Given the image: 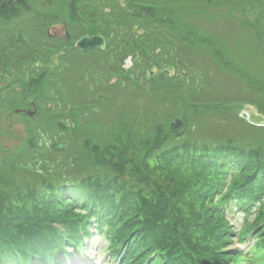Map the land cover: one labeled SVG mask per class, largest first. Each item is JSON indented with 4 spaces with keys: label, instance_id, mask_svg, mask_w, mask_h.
I'll list each match as a JSON object with an SVG mask.
<instances>
[{
    "label": "trees",
    "instance_id": "1",
    "mask_svg": "<svg viewBox=\"0 0 264 264\" xmlns=\"http://www.w3.org/2000/svg\"><path fill=\"white\" fill-rule=\"evenodd\" d=\"M26 1L0 0V113L21 105L30 110L33 107L28 102L35 100L43 112L41 122L51 121L65 135L45 147L35 138L42 127L29 123L24 112L14 114L25 120L24 139L28 142L22 143V147L26 144L23 153L30 148L27 157L31 159L34 153L35 158L23 164L26 177H21L19 185L14 184L8 172L0 177V264L65 263L67 257L62 256L67 255V250L78 253L91 227L107 239L104 241H108L111 257L122 264H228L230 258L225 259L222 243L228 240L230 227L224 214L233 215V209L242 213L243 220L236 237L241 242L254 235L259 246L252 249L264 264V151L238 144L229 132L207 141L211 145H189L188 138L200 121L195 115L188 120L191 122L183 124L175 119L170 125L158 124L152 136L136 141L127 135L116 138L118 146L96 145L86 140V128L96 119L95 113L100 114L98 107L87 110L89 116L80 112L79 119L74 113L69 126L58 112L70 110L68 106L75 104L65 86L70 84L72 88L75 82H87L81 76L85 72L79 65L81 55L93 52L97 67L111 70L115 62L121 69L128 47L142 53L151 44L156 46L155 36L163 39L167 55L178 47V36L161 28L169 22L152 19L155 3L144 6L139 4H144L142 1L135 4V0H128L129 7L125 9L116 0H69L64 18L54 13L56 18L51 19L30 10L34 13L32 20L24 19L10 32L7 25L11 16H16L19 7L27 9ZM29 1L42 5L43 0ZM107 2L110 7L103 8L101 5ZM61 17L73 42L66 35L62 39L48 37L43 30L46 21ZM132 22L143 36H133L132 30L129 35L124 32ZM152 23L158 30L146 34L144 28ZM21 27L32 35L24 38ZM85 34L102 35L105 50L83 53L77 49L74 41ZM19 43L23 44L21 49ZM171 56L166 64H175V53ZM17 62L32 64L30 82H23L24 70ZM16 71L23 73L22 80L12 78ZM172 83L169 90L179 96L187 94L182 89L184 84H193ZM74 86L78 90L70 92L81 94V86ZM226 104L228 101L220 102L224 110L221 115L228 113ZM257 109L264 114L259 106ZM82 137L84 140H78ZM76 144L82 154L74 156ZM59 156L62 158L56 160ZM50 162H55L53 167ZM101 167L102 172L98 169ZM58 171L68 172L65 175ZM40 179L45 183L37 185Z\"/></svg>",
    "mask_w": 264,
    "mask_h": 264
},
{
    "label": "rangeland",
    "instance_id": "2",
    "mask_svg": "<svg viewBox=\"0 0 264 264\" xmlns=\"http://www.w3.org/2000/svg\"><path fill=\"white\" fill-rule=\"evenodd\" d=\"M141 1L144 4H139L144 6L155 3L152 19L159 18V21H168L169 24H162L161 28L164 32L169 29L172 35L178 36L177 46H186V48H174L175 50L173 49L167 55L165 46H162L163 39L155 36V39L158 40L156 46L151 44V47L142 53L134 52L133 47H128L126 56L121 59V69H118V63L115 64V62V65L112 64L111 70L101 69L102 66L97 67L95 53L81 55L79 65L85 71L81 76L87 82L73 83L81 86L82 92L79 95L76 92H70V90H78V86L73 85L72 88L70 84L65 86L69 90L67 94H71L75 101V104L68 106L70 110L60 111L58 109V112H62L66 126L72 125L70 119L74 113L79 119L80 112L82 116H89L87 110L94 111L98 107L100 114L95 113L96 119L94 118L92 125L88 129L86 128L88 133L86 140L96 145L99 143L105 146H118L117 137L124 138V136L130 135V139L136 141L140 137L152 136L158 124L170 125L173 119L179 120L183 124L191 122L188 120H191V117L195 115L200 118V121L188 138L189 145L195 148H198L195 143H201L202 146L211 145V142L207 141L221 138V134L229 132L239 141L238 144L245 147L253 146L263 152L264 128L242 123L244 118L238 117V113L244 104L254 105L256 108L259 106L264 110V0H256V3H253V0H237V4L233 0H135L134 3L137 4ZM26 2L27 9L19 7L16 9V16H11L10 23L7 25L10 32L24 19L27 22L31 21L35 12L44 13L51 19L53 16L56 18L54 13L62 15L64 18L69 4V0H48V2L43 0L42 5L36 1L27 0ZM116 2H119L117 5L125 9L129 7L128 0H116ZM110 4L107 2L101 6L103 8L110 7ZM30 10L34 13H30ZM63 18L52 21L45 20L46 24L43 30L47 32L48 37L57 39H62L65 34H68L67 40L73 42L71 34L66 29V24L63 23ZM34 23L35 21L32 24ZM102 25L103 23H100L99 26ZM104 26L107 28L105 24ZM133 26L136 24L132 22L131 28ZM21 28L24 38L26 35H32L30 30L25 27ZM131 28L125 29L124 32L129 35ZM138 29L136 26V37L143 36V31ZM152 30H158L153 23L150 24V27L144 28L146 34H148L147 32L151 33ZM10 37L11 34L8 38L10 39ZM127 42L131 43L132 41L127 39ZM23 44L19 43L20 49ZM174 53L175 64H170V62L166 64L165 60H171V54ZM127 59L131 68L122 66L124 63L126 64L125 60ZM20 62H22L21 58H19ZM19 63L17 62L19 68L24 70L25 74L23 82H30L29 69L32 64L22 65ZM53 63H56L54 58ZM35 64L39 67L38 62ZM3 66L7 68L6 64ZM89 67H95V69L88 72L86 69ZM76 70L75 67L74 71ZM16 73L12 78L15 79L17 76L20 78L19 80H22L23 73L18 74L17 71ZM172 82H193V84H184L182 89L187 94L179 96L177 93L173 95L169 90V85H173ZM219 101H228L229 105H225L228 108V113L220 114H223L224 110L220 109ZM28 103L33 105L30 111L36 108L30 117L25 114L29 110L28 106L22 105L20 108L9 110L10 112L2 110L0 113V177L3 176L4 171L8 172L10 175L12 174L13 182L16 185H19L21 177L23 179L25 176L23 175L24 165L35 158V155L33 153L31 159L27 157L30 148L26 153H23L26 144L22 147V143L28 142V139H24L26 136L25 120L22 116L14 115V110H18L16 113L25 111L24 116L29 123L42 127L39 131L40 134L35 135V138L39 144H44L45 147L57 142L64 134V130L59 129L58 125L55 126L51 121L47 123L43 120L41 122L43 112L40 111V105L36 104L35 100H29ZM57 107L58 105H56ZM38 109L39 114H36ZM207 112L209 113L206 114ZM258 112L260 111L258 110ZM236 120L237 122H235ZM132 122L134 123L132 124ZM125 131L126 133H124ZM78 140H84V138ZM74 150V156L79 152L82 154L79 147ZM61 158L59 156L56 160ZM65 161L70 162V159H65ZM61 162L62 160L59 161V163ZM50 163L53 167L54 163ZM36 165L37 168L41 166L39 162ZM98 169L102 172L103 168ZM67 172L59 173L66 175ZM39 183L45 182L40 179L37 185ZM232 212L234 215L226 213L224 216L230 227L229 238L222 243L224 256H227L225 259L230 258L228 264H246L241 257V242L237 238V232L243 220L240 213H234V210ZM251 219L252 215L248 220ZM99 239L101 237L96 233L87 240L91 249L87 250L84 261H78L75 264L114 263L107 254L103 253L101 248L103 245ZM253 239L254 235L250 236L249 245L257 248L259 243ZM99 251L102 252L98 253ZM237 254L240 256L235 257ZM69 260L72 261L71 258Z\"/></svg>",
    "mask_w": 264,
    "mask_h": 264
},
{
    "label": "water",
    "instance_id": "3",
    "mask_svg": "<svg viewBox=\"0 0 264 264\" xmlns=\"http://www.w3.org/2000/svg\"><path fill=\"white\" fill-rule=\"evenodd\" d=\"M135 29L136 27L134 26L132 29L134 34L136 33ZM74 46L81 51H87L94 48H99L102 50L104 48V40L99 35H93V36L85 35L79 38L77 41H75ZM125 61L126 64H124V67L128 68L129 66L128 59ZM17 111L18 110H15V112ZM27 115L32 116L33 112H27ZM239 116H244L245 120L251 125L264 127V115L259 113L256 107L253 105L250 104L244 105L241 112L239 113Z\"/></svg>",
    "mask_w": 264,
    "mask_h": 264
}]
</instances>
